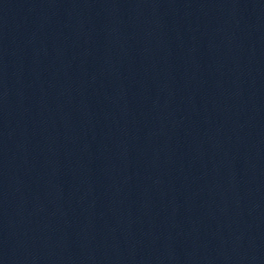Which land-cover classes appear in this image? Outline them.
<instances>
[{
  "label": "water",
  "instance_id": "obj_1",
  "mask_svg": "<svg viewBox=\"0 0 264 264\" xmlns=\"http://www.w3.org/2000/svg\"><path fill=\"white\" fill-rule=\"evenodd\" d=\"M0 264H264V0H0Z\"/></svg>",
  "mask_w": 264,
  "mask_h": 264
}]
</instances>
